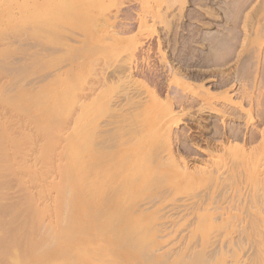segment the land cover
<instances>
[{
    "label": "rangeland",
    "instance_id": "1",
    "mask_svg": "<svg viewBox=\"0 0 264 264\" xmlns=\"http://www.w3.org/2000/svg\"><path fill=\"white\" fill-rule=\"evenodd\" d=\"M99 1L84 0L74 12L78 0L72 7L66 0H0L1 199L32 202L48 233L55 204L67 209L69 222L92 214L81 185L85 191L89 175L107 169L93 184L113 191L121 205L123 240L114 241L125 257L115 264H264V185L249 173L264 149V0ZM130 61L134 81L126 76ZM205 102L223 118L205 113ZM167 128L170 141L160 135ZM217 163L232 172L207 175ZM51 172L50 191L58 188L64 199H53L50 213L36 206L29 187ZM186 198L193 214L185 209L192 215L163 228L167 216H155L150 203ZM224 199L234 208L226 200L229 208L221 209ZM144 202L154 212L137 229L149 230L128 233L127 206ZM214 202L220 209L208 208Z\"/></svg>",
    "mask_w": 264,
    "mask_h": 264
},
{
    "label": "bare ground",
    "instance_id": "2",
    "mask_svg": "<svg viewBox=\"0 0 264 264\" xmlns=\"http://www.w3.org/2000/svg\"><path fill=\"white\" fill-rule=\"evenodd\" d=\"M66 1H69V2H66V4L69 3V5L71 7L74 5V2L71 5V3H72L71 0H66ZM83 1L82 0H78V2L81 3V4H79L77 2V0H76L78 6L73 7L74 9L76 8L74 10V12L77 11V9L80 10L78 7H80V8H82V6H83V8L86 7V6L84 7V5H86V2L83 4ZM86 1H88V0H86ZM93 1L95 2V0H92V2ZM97 1H99V0H97ZM102 1L100 0L99 2H102ZM174 1L176 3V0H174ZM170 3H171V1H170ZM175 3H173V4H175ZM69 5L65 6V8L69 7ZM171 5H169V6H171ZM71 7L69 9L71 11H73V8H71ZM83 8H82V10H83ZM66 9H67V11L69 10L68 8H66ZM70 13L67 12V14L72 16L73 14L72 13L70 14ZM261 48H263V47H261ZM144 51H142V52L144 53ZM133 54H132V56H133ZM132 59H134V57ZM133 62L130 61V63L127 66V72H126V76L131 81L135 77V70L137 71V68L134 67L136 65L132 64ZM134 64H137V63L134 62ZM204 101H205V99H204ZM114 103L115 104L118 103V100H114ZM137 103H139V101ZM203 106L204 107L202 109L205 111V113L211 114V115H215V116H219V117L223 118L222 114H224V113H222V111L220 109H218L215 105H213L211 102L210 103L209 102H205V103H203ZM160 132H161L160 135H162V137L164 135V137L170 141V138L172 137V135H171V131H170L169 128H167L166 131L164 129L163 131H160ZM165 138H163V139H165ZM263 142H264V140H263ZM261 148H262V146H261ZM261 148L258 149V150H260L259 151L260 153L256 152L257 155L255 154V157L253 155L252 158H254V159L253 160L251 159L253 163L252 162H250V163L252 164L251 165L252 167H253V164H254V167H253L252 172H250L252 167L250 168V171H249V173H253V176H254V178L256 180V184L258 182L257 185H259V188H262L260 186L264 185V149L261 150ZM223 149H224V147H223ZM240 150L242 151V149H240ZM253 151L249 150L248 152L250 153V152H253ZM248 152H247V154H248ZM171 153H172V151H171ZM244 153L242 152V155L246 156V154H244ZM254 153H255V151H254ZM172 154H170V152H169L168 155H171V158H172ZM211 154L212 153H210V156H211ZM251 155H252V153H251ZM240 157H242V156H240ZM229 158H227V159H229ZM231 158H232V163L234 164V161H236V160L233 161L234 157H231ZM236 159L239 160L238 157ZM241 160H242V158H241ZM243 160H244V158H243ZM243 160H242V162H243ZM247 160L248 159H246L244 161V163ZM249 160H250V158H249ZM225 161H226V159L224 160V162ZM219 162H222V161H219ZM247 162H249V161H247ZM236 163H237V161H236ZM238 163L241 164L239 161H238ZM180 164H181V166H183V168H182L183 170H188L186 168L187 165H185L186 163L182 165V162H181ZM248 165H249V163H248ZM139 166L141 167L142 165H139ZM231 168H232L231 166H228L227 164H225V163L223 164L222 163L220 165L219 164L215 165V166L212 165V167H210V169H208V171L207 170L206 171H207V175L209 174L210 177L214 178V176H215L216 179L217 178L220 179L221 177L222 178L226 177L229 174V172H232L233 169L231 170ZM136 169H134V170L136 171ZM138 170L140 171V169H138ZM178 170H180V168ZM195 170H197V169L195 168ZM199 170H201V169H199ZM97 172H92L91 175H89L86 172V174L89 175L88 184L84 187L85 191H86V194L84 193L85 191L83 190V187L81 185V192H82V196H83L82 201L87 203V204L93 205L92 214H90V216L87 215L88 217L72 216L71 220L69 222V221H67L64 218L67 209L66 208H62V206L58 208L57 205L55 204V205H53V207L51 209L52 215H54V219L51 220L48 223L49 229L51 228L48 231V233H47V229L41 230V227H42L43 224L40 222V219L37 216L38 213H36V207L32 206V202L28 201V203H26V204H22V203L17 202V204H16V201L6 202V201L2 200L1 197H0V264H115V263H117V259H119V260L123 259L125 257V255L123 254L122 251L117 249L116 243L114 241V239H116V240H120L119 242L122 243L121 239H122V235H123L122 234L123 230L121 231L120 229H124V228H122L124 223H121L120 219L122 217L120 218L119 215H118V209L121 207V205H120L119 201L114 200L115 198L113 196V193H114L113 191H111L110 189H108V188H106L104 186H98V188H96L97 187V186L95 187L96 184H93V181H94V179L96 180L97 176H99V177L104 176V178L106 179V176L108 177L109 174H110L109 170H107V169L100 170L99 169V170H97ZM182 172H185V171H182ZM189 172H186V174L187 173L190 174ZM140 173H141V171H140ZM198 173H201V172H198ZM52 174L53 173L51 172V174L49 176H46L44 178L41 177L40 180H37V182L33 186L29 187L30 194L33 197H36V196L38 197V198L36 197L37 198L36 206L41 208L42 210H44V212H50L48 210V207H50V204L53 202V199H55V198L64 199L63 193L58 188L55 189L54 193L52 191H50L49 187H50V185L54 184L53 181L56 178V177L54 178L52 176ZM133 174H135V173H133ZM55 175H56V173H55ZM199 175H197V177H199ZM142 176H140V177H142ZM192 176H191V179H192ZM209 176L206 179H208V178L210 179ZM236 176H239V175H236ZM253 176H252V178L251 177H248V178H251V180H252V179H254ZM81 177H82V173H81ZM182 177H183V175L181 176V180L183 179ZM195 177H196V175H195ZM205 177L206 176H204V178ZM145 178H147V175L145 176ZM185 178L187 179L188 175H185L184 179ZM199 178H197L198 181L202 180V179L199 180ZM143 179H139V180L145 181V179L144 180ZM176 179H178V177ZM197 179H196V183H199L197 181ZM228 179H229V177H228ZM129 181L131 182V180H129ZM176 181L178 182L179 179L176 180ZM176 181H174V182H176ZM186 181L189 182L190 180H186ZM209 181H212V180H209ZM188 182H186V183H188ZM192 183H195V181L192 180ZM200 183H202V182H200ZM252 183H253V181H251V185L253 186ZM260 183H261V185H260ZM133 184H134V182H133ZM249 184H250V182H249ZM256 184L254 183V187H255ZM45 185H47V186H45ZM138 185H139V182H138ZM144 185H145V182H144ZM132 186L133 185H131V188L134 187V186L133 187ZM57 187H61V185H59ZM236 189H238L237 186H236L235 190ZM124 190H126V189H124ZM132 191L134 193H136L138 190L134 191V189H133ZM236 191H238V190H236ZM114 195L117 196L116 193ZM209 195H211V193H209ZM216 197L219 198L218 194H217ZM254 197L255 196H253V199H254ZM226 198H228V197H226ZM239 198H240V196L238 197V199ZM62 199L60 200V203L63 202ZM233 199H232V201L231 200L230 201L233 202ZM8 200H12L11 197L8 198ZM156 200H157V198H155L153 203H156ZM191 200L192 199H190V200L187 199L185 201L183 200L182 202H181V200H177V201H175L177 204L171 203L173 205L168 204L169 207H168V205H167V207H165L166 206L165 205L164 207L163 206H160V207L157 206V208H156V206H154L155 204H151L150 203V205H152L154 207V208H152V206H150L148 202H146L147 204L145 202L144 203H140V205H138V204H136V205L132 204L131 205L130 204L129 206H127L128 208H130L129 211H131V213H130L131 217H130V220L128 221V223H127L128 228L130 230H127V232L128 233L132 232V231L133 232H135V231L145 232L144 231L145 229L149 230V228H147V227H145V229H143L142 227L140 229H137V224L141 221L140 219L142 218L143 214L146 215V213L149 214V213L154 212L155 210L157 211V214L153 213V214H155V216L156 215H161L162 212L165 215V217L167 216L165 218V221H163L164 224H163V222H161V220H164L163 218L161 219V217H159V216L156 217L158 219H161L160 222H161V224H163V225H161V226H163V228H165L164 226H166V224L172 225V223H169V222H172V221H170L171 218H174V217L177 218L178 216H180V217H178V219L175 218L176 220L175 219L174 220L176 222L178 220H181V217H183V213L184 212H185V217L187 218L188 216H191L193 214V212H194L192 210L194 208L191 209L193 212H191L190 209L189 210L187 209L188 207L189 208L194 207V206H192L193 205V200L192 201ZM212 200H214V199L212 198ZM212 200H209V201H212ZM224 200H223V202H224ZM226 200L228 201L227 205L230 206L229 204H231V207H233L232 203H230L228 199H226ZM226 200H225V203H224L225 205H223V207L220 206V205L223 204V202L221 200V202H219V203H221L220 205L217 204L218 202H216V203L214 202L213 205H211V204L208 205L207 204L208 208H209V206H213L214 207V204H217L216 205L217 206L216 207L217 210H218L219 206L221 207V209L224 210V206H227L226 205V202H227ZM117 202H118L119 205L117 204ZM194 202H196V200H194ZM196 203H194V204H196ZM209 203H211V202H209ZM144 204H146V205H144ZM148 205L154 211H149L150 208L148 207ZM124 206L125 205L123 204V207ZM196 206H197V204H196ZM220 207H219V209H220ZM128 208H127V210H128ZM159 208L160 209L162 208V209L160 210ZM158 209H159V212H158ZM185 209L190 211L192 214L190 213L189 215L187 214L188 216H186V213H188V211L186 212ZM209 209H211V208H209ZM229 210L226 211L227 213H225V211H223V212L228 215L229 214V212H228ZM213 211H214V209H213ZM213 211H211V212H213ZM125 212L127 213V211H125ZM220 212H222V210ZM123 214H125V213H123ZM144 215H143V217H145ZM149 215H151V214H149ZM222 215H223V213L220 216H222ZM233 216H235V215H233ZM149 217L151 218V216H149ZM150 218H149V220H150ZM167 218H168V221L166 220ZM119 221H120V224H118ZM175 221H173V224L176 223ZM157 224H159V222ZM174 226H175V224H174ZM174 226L172 225L171 228L172 227L174 228ZM158 227H160V226H158ZM158 227H155V228L157 229ZM175 227H177V225ZM163 228L158 229L157 230L158 233L161 232V230L165 231V230H163ZM171 228L169 227V230L167 232L168 227H166V232L167 233H169V231L171 232V230L173 229V228L172 229ZM176 230H179V232L182 231V230H180V228L176 229ZM157 231L155 230V232H157ZM127 232H124V233H127ZM166 232H164V233H166ZM62 233H72V235L69 234L67 236V238H65L64 234H62ZM73 233H82L83 238L80 237V239L77 242V241L74 240ZM161 233H163V232H161ZM176 233H178V231ZM50 235L53 238H51ZM67 239H69L68 242L66 241ZM94 254H95V256L93 257ZM80 259H88L86 261L89 262V263L81 262Z\"/></svg>",
    "mask_w": 264,
    "mask_h": 264
}]
</instances>
